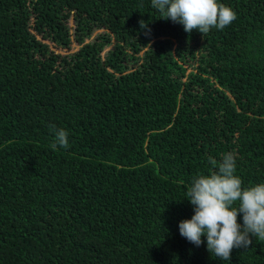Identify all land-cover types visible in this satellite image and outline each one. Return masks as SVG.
I'll return each mask as SVG.
<instances>
[{
    "label": "trees",
    "instance_id": "trees-1",
    "mask_svg": "<svg viewBox=\"0 0 264 264\" xmlns=\"http://www.w3.org/2000/svg\"><path fill=\"white\" fill-rule=\"evenodd\" d=\"M218 2L236 18L202 35L151 0H0V264H264L178 228L209 157L264 182V0Z\"/></svg>",
    "mask_w": 264,
    "mask_h": 264
},
{
    "label": "clouds",
    "instance_id": "clouds-1",
    "mask_svg": "<svg viewBox=\"0 0 264 264\" xmlns=\"http://www.w3.org/2000/svg\"><path fill=\"white\" fill-rule=\"evenodd\" d=\"M151 6L159 11L161 19L181 24L186 33L196 30L204 35L212 28L222 30L236 18L233 9L218 0H151ZM140 26L146 28L143 21ZM76 27L75 19L68 17L65 29L68 48L48 43L49 48L58 54L77 48L79 45L73 37ZM98 31L101 30L92 35ZM50 128L55 137L51 147L55 149L59 145L66 149L69 146L67 130L55 125ZM208 160L212 167L207 173L193 176L187 187L185 199L192 206L193 215L179 222V233L197 247L204 243L201 237H206L207 251L229 261L234 248L247 249L252 244L251 237L264 241V182L243 186L231 152L224 153L220 162L212 157ZM238 215H242V224L238 222Z\"/></svg>",
    "mask_w": 264,
    "mask_h": 264
},
{
    "label": "rangeland",
    "instance_id": "rangeland-1",
    "mask_svg": "<svg viewBox=\"0 0 264 264\" xmlns=\"http://www.w3.org/2000/svg\"><path fill=\"white\" fill-rule=\"evenodd\" d=\"M74 48H75V46L71 47V49H74Z\"/></svg>",
    "mask_w": 264,
    "mask_h": 264
}]
</instances>
